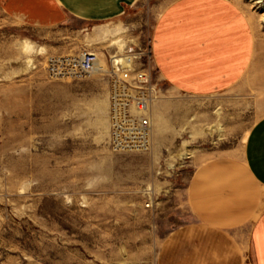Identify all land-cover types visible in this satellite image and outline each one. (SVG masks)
I'll use <instances>...</instances> for the list:
<instances>
[{"label":"rangeland","instance_id":"rangeland-1","mask_svg":"<svg viewBox=\"0 0 264 264\" xmlns=\"http://www.w3.org/2000/svg\"><path fill=\"white\" fill-rule=\"evenodd\" d=\"M170 1L138 0L108 22L66 17L44 27L0 7V264H157L171 233L194 221L190 181L210 160H230L245 187L264 195L244 159L264 117V0H230L248 18L255 50L227 91L177 92L144 59L156 90L147 152L111 150L107 76L46 73L51 56L92 51L106 68L131 46L149 52Z\"/></svg>","mask_w":264,"mask_h":264},{"label":"crops","instance_id":"crops-1","mask_svg":"<svg viewBox=\"0 0 264 264\" xmlns=\"http://www.w3.org/2000/svg\"><path fill=\"white\" fill-rule=\"evenodd\" d=\"M138 0H0L11 20L53 26L66 17L108 22ZM248 18L230 0H171L152 32V66L177 92L227 91L250 66L255 50ZM245 165L264 190V117L251 131ZM233 163L210 160L195 170L188 203L194 221L163 243L157 264H264V195L245 187Z\"/></svg>","mask_w":264,"mask_h":264},{"label":"built area","instance_id":"built-area-1","mask_svg":"<svg viewBox=\"0 0 264 264\" xmlns=\"http://www.w3.org/2000/svg\"><path fill=\"white\" fill-rule=\"evenodd\" d=\"M152 52L128 48L122 56H113L100 69L98 55L82 51L76 56H51L45 62L47 75L53 80L76 79L101 73L110 80L108 91L110 148L116 153L147 152L153 145L152 104L155 86L152 72L144 59Z\"/></svg>","mask_w":264,"mask_h":264},{"label":"bare ground","instance_id":"bare-ground-1","mask_svg":"<svg viewBox=\"0 0 264 264\" xmlns=\"http://www.w3.org/2000/svg\"><path fill=\"white\" fill-rule=\"evenodd\" d=\"M99 33H100L99 31H96V34H99ZM116 44L119 46L118 48L124 47V44H122L121 40H115V41H113V45H116ZM26 47H27L28 50L34 48V47H33L32 45H30V44H27ZM97 66H98V68H100V69H101V68L104 69V67H105V63H104L102 60H101V61H98Z\"/></svg>","mask_w":264,"mask_h":264}]
</instances>
